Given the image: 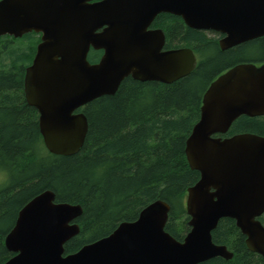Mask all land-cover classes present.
Masks as SVG:
<instances>
[{
	"label": "water",
	"instance_id": "1",
	"mask_svg": "<svg viewBox=\"0 0 264 264\" xmlns=\"http://www.w3.org/2000/svg\"><path fill=\"white\" fill-rule=\"evenodd\" d=\"M0 0V36L40 33L23 92L38 112L45 148L76 154L88 120L81 110L113 95L128 76L171 83L188 75L197 59L189 47L163 49L165 35L148 29L160 12L191 27L214 31L221 50L264 36V0ZM102 28L101 31L97 29ZM90 48L102 49L95 63ZM241 115H264V63L242 62L219 74L202 95L200 115L184 152L198 180L187 187L189 231L180 241L165 230L170 205L157 199L134 220L65 254L80 231L82 206L57 201L51 189L30 198L6 233L13 255L3 264H198L233 256L212 240L221 218L234 219L247 248L264 259V135L224 136Z\"/></svg>",
	"mask_w": 264,
	"mask_h": 264
},
{
	"label": "trees",
	"instance_id": "2",
	"mask_svg": "<svg viewBox=\"0 0 264 264\" xmlns=\"http://www.w3.org/2000/svg\"><path fill=\"white\" fill-rule=\"evenodd\" d=\"M154 25L163 29L167 48H191L197 65L171 83L128 76L113 95L89 102L81 109L88 120L84 144L69 156L45 148L38 112L23 92L25 69L39 35L0 36V170L10 176L0 189V264L13 255L4 238L18 211L45 189L53 190L57 201L82 206L75 220L80 231L65 243V254L108 235L121 221L134 220L157 199L170 205L165 230L180 241L189 231L186 189L198 180L199 172L190 168L184 147L199 118L202 95L229 67L264 59V36L221 50L216 32L191 28L174 14L159 13ZM250 46L262 51L260 57L244 55ZM93 58L89 53L87 59ZM241 132L264 135V115H241L224 136ZM259 220L264 225V213ZM212 240L226 245L232 258L216 256L198 264H264L247 248L234 219L221 218Z\"/></svg>",
	"mask_w": 264,
	"mask_h": 264
},
{
	"label": "flooded vegetation",
	"instance_id": "3",
	"mask_svg": "<svg viewBox=\"0 0 264 264\" xmlns=\"http://www.w3.org/2000/svg\"><path fill=\"white\" fill-rule=\"evenodd\" d=\"M96 1H99V0H90L89 2L90 3H92V2H96ZM161 13V12H160ZM159 14V13H158ZM157 14V15H158ZM156 15V16H157ZM156 16L154 17V19L151 21V23H150V25L148 26V29H160V30H162L163 31V29L161 28V27H159V26H155L154 25V20H155V18H156ZM101 29L102 28H99V29H97L98 31H101ZM214 32V31H213ZM164 33V32H163ZM217 33V32H216ZM38 35H39V39H40V33H37ZM165 35V34H164ZM217 37H218V40H219V38L221 37V34H219V33H217ZM217 40V41H218ZM166 43H164V46H163V49L165 50V49H170V48H167L166 47V45H165ZM219 45V44H218ZM91 52H93L94 53V56H95V58H93L92 60H89V62L90 63H95V62H97L99 59H100V57L102 56V54H103V50L102 49H94V48H90V50H89V52H88V54L89 53H91ZM87 57H88V55H87ZM198 61V60H197ZM257 64H261V63H264V59H262V60H260L259 62H256Z\"/></svg>",
	"mask_w": 264,
	"mask_h": 264
},
{
	"label": "rangeland",
	"instance_id": "4",
	"mask_svg": "<svg viewBox=\"0 0 264 264\" xmlns=\"http://www.w3.org/2000/svg\"><path fill=\"white\" fill-rule=\"evenodd\" d=\"M262 52V51H261ZM260 49L255 48L253 46H250L244 50V55L247 57H256L259 55L260 57ZM201 58V56H200ZM14 177L17 176L16 173L13 174ZM12 175V177H13ZM10 176L7 174V172L0 170V189L3 188L8 182H9Z\"/></svg>",
	"mask_w": 264,
	"mask_h": 264
}]
</instances>
